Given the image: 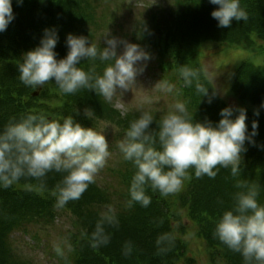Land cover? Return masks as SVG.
I'll return each instance as SVG.
<instances>
[{
  "label": "trees",
  "instance_id": "16d2710c",
  "mask_svg": "<svg viewBox=\"0 0 264 264\" xmlns=\"http://www.w3.org/2000/svg\"><path fill=\"white\" fill-rule=\"evenodd\" d=\"M173 1L175 9L163 16L159 14L158 18L154 16L151 28L140 34L144 38L141 37L142 43H151L149 45L157 47L166 57L160 64L164 73L162 80L173 86V97L177 103L186 105L193 122H211L216 126L222 119L221 110L230 105L205 77L200 64V43L204 40L227 45L243 41L246 48H254L257 39L264 37V0H239L248 20H233L230 28L218 27V21L211 13L219 6L209 0ZM103 2L22 0L18 4L17 0H12L14 19L7 30L0 33V132L9 123L19 122L30 114H43L48 120L61 123L71 116L85 128H93L98 122L106 123L115 127V134L123 140L130 123L142 112L153 116L151 130H159L161 118L169 112L143 109L122 114L113 101L106 102L93 91L81 89L66 95L54 81L42 88H32L19 79L18 65L22 63L23 55L40 45L45 29L54 28L58 35L54 49L57 60L67 55L68 34L87 37L89 42L102 49L98 31L94 28L100 27L97 9ZM197 34L201 37H196ZM110 63L95 61L97 74H102ZM91 64L85 60L78 67L87 71ZM184 66L198 71L199 82L208 88L207 96L196 91V79L191 86L185 84L180 72ZM234 74L231 92L248 105L243 109L246 110L249 136L253 121L258 124L257 134L251 137L254 143L245 142L246 151L241 154L239 175L233 176L230 168H218L214 179L206 175L197 178L195 170L189 169L190 177L174 194L161 196L158 191L147 187L145 194L151 199L147 207L135 202L128 206L136 168L124 160L123 154L121 162L106 169V173L112 176L110 188L95 182L79 200L70 201L63 208L56 207L53 192L65 173L49 172L42 180L24 177L8 188L0 185V264H29L13 248L12 235L18 229L23 231L29 224L53 227L62 214L72 216L73 227L64 238H67V252L62 255L56 252L59 264H199L188 256L186 237L189 228L194 229L195 235L201 239L199 242L207 249L211 264H245L243 257L223 245L214 232L222 214L234 209L236 193L246 191L236 187L238 182L255 185L257 201L264 206V67L249 61L240 65ZM34 93L38 96H33ZM86 108L93 111L91 118L85 116ZM256 111L258 116L254 114ZM237 115L239 112L234 111L231 119ZM156 147L159 149L158 143ZM106 213L114 215L118 223L116 226L105 223L110 241L105 246L93 247L92 234ZM184 215L191 225L186 224ZM127 242H131L132 252L126 257L123 253Z\"/></svg>",
  "mask_w": 264,
  "mask_h": 264
},
{
  "label": "clouds",
  "instance_id": "9594fccd",
  "mask_svg": "<svg viewBox=\"0 0 264 264\" xmlns=\"http://www.w3.org/2000/svg\"><path fill=\"white\" fill-rule=\"evenodd\" d=\"M209 3L219 6L211 16L220 28H230L233 20H248L239 0H209ZM13 19L12 0H0V33L7 30ZM108 36L104 39L106 47L100 49L87 37L68 34L67 55L57 60L54 49L58 35L54 28L45 29L40 45L23 55L18 65L19 79L32 88H42L54 81L66 95L87 89L111 103L118 94L122 96L135 88L137 76L144 71V67L138 65L151 57L137 44ZM121 45L123 51L118 55ZM85 60L92 62L87 71L78 67ZM97 60L112 63L105 66L102 74H97ZM180 72L186 85L191 86L196 79V91L202 96L208 95V88L199 82L198 71L184 66ZM205 77L213 81L211 74L205 73ZM156 87L168 92L173 90L165 81L158 82ZM174 108L175 111L161 118L158 131L151 130L153 116L142 112L130 123L118 144L124 160L136 168L129 207L134 202L143 207L150 204L151 199L145 194L147 187L165 197L178 192L184 180L190 177L189 169L195 170L197 178L206 175L214 179L218 168H230L233 176L240 174L245 142L254 143L251 137L257 134L258 128L253 121V131L248 135L246 110L224 108L220 112L222 119L213 126L211 122H193L183 103H176ZM234 111L239 115L231 119ZM84 114L91 118L93 111L86 108ZM254 114L258 116L259 112ZM108 148L105 135L82 127L71 116L61 123L48 120L43 114H30L19 122L9 123L0 132V185L8 188L24 177L42 180L49 172L65 173L53 192L56 207L63 208L68 202L79 200L95 183L110 156ZM236 187L246 191L236 193L234 209L222 214L214 235L229 250L239 253L245 264H264V206L257 201L258 189L243 182H238ZM105 223L116 226L118 222L114 215L103 214L92 234L93 247L109 243ZM55 251L62 255L59 247ZM131 252V242L125 243L123 254L127 257Z\"/></svg>",
  "mask_w": 264,
  "mask_h": 264
},
{
  "label": "rangeland",
  "instance_id": "374dc122",
  "mask_svg": "<svg viewBox=\"0 0 264 264\" xmlns=\"http://www.w3.org/2000/svg\"><path fill=\"white\" fill-rule=\"evenodd\" d=\"M98 5L97 15L100 21L98 36L101 39L103 47L105 37L117 38L129 43L139 45L145 52L150 55V59L142 62L138 67H144L142 74L136 78L135 88L124 92L122 96L119 94L114 97L113 102L116 109L127 114L130 111L143 109H155L162 112L175 111L174 105L177 103L173 94L168 91L160 90L156 84L162 80L164 75L160 68L161 60L166 58L158 51L157 47L149 45L151 43H142L140 34L146 32L153 24V17L162 16L164 13L172 12L175 9L173 0H103ZM104 22L101 24V22ZM201 37L197 34L196 37ZM140 37V38H139ZM259 36H256L258 38ZM143 38V37H142ZM144 39V38H143ZM175 42V41H170ZM241 42H232L231 44H223L221 42L204 41L200 43V64L204 73L211 74V81L216 90L224 98L230 107L234 109L247 107L234 97L231 92L233 76L235 70L246 62L264 67V37L258 38L254 48H246ZM162 44L166 46L163 41ZM170 46V43L168 44ZM123 51L121 45L117 49L118 55ZM38 96V95H37ZM93 129L100 134L105 135L109 143L110 156L106 165L99 171L95 178V182L102 187H109L112 183V176L106 173V169L112 165L121 162L122 153L118 144L122 141V137H118L115 127L106 123L98 122L93 124ZM117 145V149L113 146ZM185 222L188 225L190 220L184 215ZM73 220L70 214H62L57 219L53 227L29 224L24 230L18 229L11 237V244L16 250L20 258L29 264H59L60 258L57 257L55 249L61 248L64 254L68 250L67 231L73 227ZM187 243L189 245L188 256L197 260L199 264H211V260L207 249L202 246L201 240L195 235L194 229L187 231Z\"/></svg>",
  "mask_w": 264,
  "mask_h": 264
},
{
  "label": "water",
  "instance_id": "95a60500",
  "mask_svg": "<svg viewBox=\"0 0 264 264\" xmlns=\"http://www.w3.org/2000/svg\"><path fill=\"white\" fill-rule=\"evenodd\" d=\"M37 95H38V93H34V94H33V96H37Z\"/></svg>",
  "mask_w": 264,
  "mask_h": 264
}]
</instances>
